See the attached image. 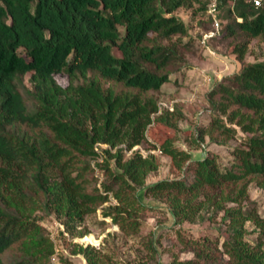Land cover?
Returning a JSON list of instances; mask_svg holds the SVG:
<instances>
[{
  "label": "trees",
  "instance_id": "16d2710c",
  "mask_svg": "<svg viewBox=\"0 0 264 264\" xmlns=\"http://www.w3.org/2000/svg\"><path fill=\"white\" fill-rule=\"evenodd\" d=\"M194 2L204 3L0 0V264L38 263L42 239H34L36 226L9 213L12 198L1 191L7 185L23 196L21 185L31 177L47 192L49 204L72 222L96 211L112 195L119 205L105 209V216L126 232L138 231L139 188L166 203L177 224L215 221L223 214L228 229L223 242L183 238L194 258L172 264H264V231L255 246L245 240L246 223L259 224L261 219L243 206L251 183L264 188V61L246 59L251 42L264 38V5L216 0L218 20L224 10L228 24L207 42L210 48L215 39L228 40L241 64L207 93L210 120L198 129L202 140L219 146L239 131L250 134L234 150L232 164L222 167L217 157H206L187 168L185 179L147 186V177L159 168L156 158L134 152L125 160L126 151L144 142L151 124L183 118L182 104L156 114L164 85L191 69L193 52L182 40L189 28L176 12ZM209 17L211 29L201 41L214 28ZM64 73L70 80L67 88L55 79ZM26 75H31L33 90L26 87ZM79 78L83 84H75ZM103 82L110 86L104 88ZM97 144L112 150L125 145L114 154L105 151V194L86 189L85 174L94 171L90 162L78 175L72 173L77 158H98ZM164 153L181 167L190 160V154L169 146ZM205 213L213 214L207 218ZM149 248L156 251L154 243Z\"/></svg>",
  "mask_w": 264,
  "mask_h": 264
},
{
  "label": "rangeland",
  "instance_id": "374dc122",
  "mask_svg": "<svg viewBox=\"0 0 264 264\" xmlns=\"http://www.w3.org/2000/svg\"><path fill=\"white\" fill-rule=\"evenodd\" d=\"M204 3H193L186 8L179 9L176 14L189 28V36L183 37V44L192 51L189 57L190 70H185L178 76H174L170 83L164 85L159 96L161 104H182L183 112L181 121L172 119L166 124H151L146 132V139L134 152L143 150L150 152L155 147H160L161 153L149 155L156 158L159 168L152 172L146 179V185L150 186L163 180L185 179L188 175L187 168H193L196 161L206 157H217L220 166L228 167L234 160V150L242 148L250 134H239L226 146L215 145L209 138L202 140L198 129L210 120V110L207 103V93L226 77L237 73L241 64L231 54L232 48L229 41L215 39L210 48L206 47L201 38L205 31L211 29L209 7L212 2L203 0ZM226 11H219L222 28L228 24L225 18ZM123 32V29L121 28ZM217 56H213L209 49ZM249 63L264 61V38L255 39L250 44L247 56ZM93 74L89 77L93 78ZM31 75L25 76L26 87L33 90L30 80ZM57 83L63 88L70 84L68 76L56 75ZM79 78L75 84H83ZM104 88L110 86L103 82ZM118 91L119 87H112ZM161 114H156L160 116ZM98 144L96 145V147ZM169 146L178 152L190 154V160L182 165L175 163L171 157L164 153V147ZM125 145L116 149L99 147V155L95 160L76 159V165L72 167L73 176L90 162L94 171L85 174V186L88 193H95L98 189L105 194L102 183L106 181V171L101 166H107L105 151L110 150L114 154L117 149H123ZM134 153L125 152V160L132 159ZM179 160V159H178ZM111 161V168H114ZM21 196L19 193L4 185L1 191L10 200L7 211L19 218L25 219L36 226L34 239H42L38 249L39 260L37 264H172V261H189L194 254L182 242L183 238L204 239L209 237L223 242L227 238V226L223 223V214L215 221L177 224L169 206L165 203L145 194L143 188H139L138 197L141 207L135 213L141 226L138 231L126 232L114 221L113 217L105 216V209L118 206L117 200L110 195V199L96 211L87 214L80 221H70L71 216L66 213H58L53 205L49 204L47 192L41 188L33 177L28 178L22 185ZM247 199L244 201L245 210L255 211L260 222H247L245 240L251 245L259 244V235L264 231V188L257 182L248 187ZM229 207H236L230 204ZM206 214L207 218L212 216ZM95 241H87L86 238ZM149 243H154L156 251H151ZM35 252V251H33ZM90 256V258L88 257Z\"/></svg>",
  "mask_w": 264,
  "mask_h": 264
},
{
  "label": "built area",
  "instance_id": "2783aa9c",
  "mask_svg": "<svg viewBox=\"0 0 264 264\" xmlns=\"http://www.w3.org/2000/svg\"><path fill=\"white\" fill-rule=\"evenodd\" d=\"M248 2L252 3L254 6L256 7H261L262 5H264V0H247ZM209 13L210 15L214 18V28L212 31L206 33L202 39V43L208 47L207 45V42L217 36H220L221 33H222V25L220 23V21L218 20L217 18V8H216V0H214V2L211 4V6L209 7ZM209 49V48H208ZM210 53L213 55V56H217V54L212 51L211 49H209ZM163 109L164 110H169V111H174V104H161L160 105V109H159V112L157 113L158 115L159 114H162L163 112ZM99 147L101 148H109L108 145H104V144H98V146L96 147V151L99 152ZM139 146H136L134 147L132 150H131V154L134 153V151H136V149H138ZM161 153V149L160 147H155L153 150H151L150 152H147L145 150H143L141 152V155L146 158V157H149V155H156V154H159Z\"/></svg>",
  "mask_w": 264,
  "mask_h": 264
},
{
  "label": "bare ground",
  "instance_id": "6f19581e",
  "mask_svg": "<svg viewBox=\"0 0 264 264\" xmlns=\"http://www.w3.org/2000/svg\"><path fill=\"white\" fill-rule=\"evenodd\" d=\"M86 240L87 241H91V242H94L95 241L92 237L91 238L87 237Z\"/></svg>",
  "mask_w": 264,
  "mask_h": 264
}]
</instances>
